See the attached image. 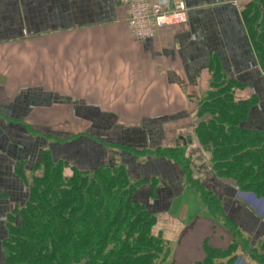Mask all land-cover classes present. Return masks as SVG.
Returning <instances> with one entry per match:
<instances>
[{
	"label": "crops",
	"instance_id": "1",
	"mask_svg": "<svg viewBox=\"0 0 264 264\" xmlns=\"http://www.w3.org/2000/svg\"><path fill=\"white\" fill-rule=\"evenodd\" d=\"M121 1L0 0V262L6 214L29 196L18 171L29 179L44 153L79 170L124 165L144 181L135 199L166 227L176 199L194 189L178 163L153 153L195 144L212 61L244 86L237 100L257 97L246 125L264 131V74L241 16L252 0H151L167 10L183 2L187 21L143 41ZM205 172L225 214L264 244L263 204Z\"/></svg>",
	"mask_w": 264,
	"mask_h": 264
},
{
	"label": "trees",
	"instance_id": "2",
	"mask_svg": "<svg viewBox=\"0 0 264 264\" xmlns=\"http://www.w3.org/2000/svg\"><path fill=\"white\" fill-rule=\"evenodd\" d=\"M241 16L264 74V0H252ZM211 64V86L199 102L193 136L209 154V166L219 182L232 185L241 196L246 193V202L264 206V131L246 125L258 99L237 100L235 92L244 86L227 78L215 62ZM153 156L180 165L187 184L198 191L214 218L226 222L224 227L234 238L226 250L205 247L204 260L195 264H236L238 249L258 260L250 240L242 239L237 223L225 214L221 199L193 179L185 148L160 149ZM35 164L31 182L18 171L29 196L6 214L0 264H158L165 260L166 243L153 231L157 217L135 199L144 181L133 180L124 165L79 170L49 153Z\"/></svg>",
	"mask_w": 264,
	"mask_h": 264
},
{
	"label": "rangeland",
	"instance_id": "3",
	"mask_svg": "<svg viewBox=\"0 0 264 264\" xmlns=\"http://www.w3.org/2000/svg\"><path fill=\"white\" fill-rule=\"evenodd\" d=\"M194 140L195 144L191 145L190 150L187 149L186 151L189 155L193 179L198 180L199 184L202 187H205L202 180L203 175L208 174L205 171L212 172L211 167L209 166V160L207 159L209 154L206 151H203L196 139ZM29 177L28 181L31 182V179L33 178L32 174H30ZM184 181L187 183L186 179H184ZM221 184L224 185L226 183L221 182ZM193 189L194 190L189 187V189L184 192V196H179L176 199L173 209L170 212V218L165 217L166 227L160 225V219L155 214L157 217V223L154 226L153 231L157 235H162L164 242L166 243L165 252L168 248V255H165V260H159L160 262L158 264H193L196 262L198 263L199 261L202 262L204 260L203 258H205V247L226 250L224 249V240L228 239L227 235L224 233L226 222L221 218H214L207 208H205L201 195L195 188ZM236 192L240 195V192ZM245 195L246 193L244 195L242 194V196L240 195L241 198H244L242 199L244 201H246ZM247 196L248 198L250 197V195ZM211 219L215 221V224ZM225 229L230 233L226 227ZM242 235L243 240H250V244H252L250 247L256 251L255 255L264 262V244L255 245L249 236L245 235L243 232ZM233 240L234 238H232L231 244ZM162 256L164 257V254ZM236 256V264H255L256 262L250 259L251 256H249L248 253H243L240 249L236 252Z\"/></svg>",
	"mask_w": 264,
	"mask_h": 264
},
{
	"label": "built area",
	"instance_id": "4",
	"mask_svg": "<svg viewBox=\"0 0 264 264\" xmlns=\"http://www.w3.org/2000/svg\"><path fill=\"white\" fill-rule=\"evenodd\" d=\"M126 7V23L136 41L156 38L164 29L186 23V6L177 2L174 10H167L151 0H122Z\"/></svg>",
	"mask_w": 264,
	"mask_h": 264
},
{
	"label": "water",
	"instance_id": "5",
	"mask_svg": "<svg viewBox=\"0 0 264 264\" xmlns=\"http://www.w3.org/2000/svg\"><path fill=\"white\" fill-rule=\"evenodd\" d=\"M188 139H190V138H188Z\"/></svg>",
	"mask_w": 264,
	"mask_h": 264
}]
</instances>
